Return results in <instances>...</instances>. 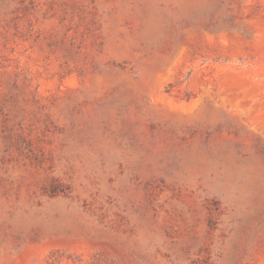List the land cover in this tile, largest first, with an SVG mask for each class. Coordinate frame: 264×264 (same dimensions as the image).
<instances>
[{"label": "rangeland", "instance_id": "rangeland-1", "mask_svg": "<svg viewBox=\"0 0 264 264\" xmlns=\"http://www.w3.org/2000/svg\"><path fill=\"white\" fill-rule=\"evenodd\" d=\"M0 264H264V0H0Z\"/></svg>", "mask_w": 264, "mask_h": 264}]
</instances>
